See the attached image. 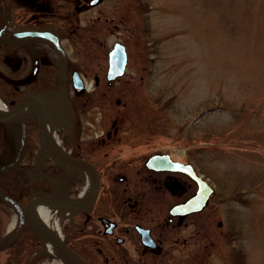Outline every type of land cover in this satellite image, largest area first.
<instances>
[{"label":"rangeland","instance_id":"1","mask_svg":"<svg viewBox=\"0 0 264 264\" xmlns=\"http://www.w3.org/2000/svg\"><path fill=\"white\" fill-rule=\"evenodd\" d=\"M144 1L150 6L147 55L152 59V85L150 90L124 86V125L144 130L133 141L148 139L145 148L169 149L193 160L216 189L206 210L187 218L186 225L171 228L161 255L151 264H234V249L242 251L243 264H264V0ZM133 3L107 0L105 12L133 9ZM113 20L117 22L116 16ZM120 24L126 28H111L112 38L107 32L100 35L109 42L136 34L128 42L131 62L126 77L137 79L146 57L145 24L137 15ZM79 52L87 59L90 75L99 70V54ZM0 100L11 107L10 101ZM1 141L0 162L9 161L5 134ZM87 183H78L70 196L77 197ZM30 195L26 188L18 202L24 204ZM163 199L145 200L143 209L162 210ZM54 220L52 227L65 239L64 224L70 217L58 212ZM16 225L15 210L0 201V238ZM18 237L0 249V264H62L48 252L49 256L37 255L42 242L37 243L27 227ZM84 240L75 251L86 264H119Z\"/></svg>","mask_w":264,"mask_h":264},{"label":"flooded vegetation","instance_id":"2","mask_svg":"<svg viewBox=\"0 0 264 264\" xmlns=\"http://www.w3.org/2000/svg\"><path fill=\"white\" fill-rule=\"evenodd\" d=\"M106 1L0 0V97L10 101L11 107L20 101L19 111L31 98L38 102L36 115H26L1 126L4 133L8 134L9 128L14 135L5 144L8 148L16 149L23 139L25 143L22 160L4 175L6 184L17 193L14 194L17 200L26 188L31 192L29 197L50 192L57 198L62 194L71 197L73 190L79 189L77 184L87 181L83 173L87 168L91 175L97 176L95 196L91 202L82 203L75 217L70 216L64 224L65 242L75 251L83 243L80 240H90L92 250L95 247L96 253L114 257L119 264H151L161 255L163 241L171 234V228L186 225L187 218L206 210L211 197L200 211L171 213V207L189 197L197 184L188 173L172 168L169 158L190 163L195 172H200L193 160L179 157L172 150L147 149L148 139L133 141L144 130L124 125L126 102L120 99L125 85L151 89L152 59L147 55L150 6L144 0H134L133 9L117 8L118 12L112 14L105 12ZM135 15L145 24L142 30L146 39V57L139 66L142 73L137 79L126 77L131 62L128 42L136 34L109 42L100 35L107 32L108 38H112L111 28H126L120 22L125 24L129 16ZM116 43L124 46L126 60L119 76L108 71L109 51ZM81 49L94 51L103 60L99 70L93 69L91 75ZM53 99L65 106L54 132L62 155L46 153L38 164L39 153L46 149V141L40 140V135L45 134V119ZM146 102L148 111L151 104ZM108 111L113 115L106 114ZM150 156L153 158L149 159ZM14 158L11 152L10 160L5 159L3 165ZM16 169L17 182L11 183L8 177ZM152 197L165 198L162 210L153 213L143 209L142 204ZM10 237L11 234L6 239L11 240ZM104 247L108 251L104 252Z\"/></svg>","mask_w":264,"mask_h":264},{"label":"water","instance_id":"3","mask_svg":"<svg viewBox=\"0 0 264 264\" xmlns=\"http://www.w3.org/2000/svg\"><path fill=\"white\" fill-rule=\"evenodd\" d=\"M39 34L47 36L46 33L40 32ZM125 50L124 46L122 44L116 43L112 50L109 53V72H113V76H118L123 73L124 66H125ZM20 108V101L17 102L15 107L11 109V111L5 115H0V122H8L17 119V113ZM25 151V143L24 139L22 140L21 147L19 150V153L17 155V158L15 161L8 165L7 167L0 168V173L8 171L10 169H13L17 166V164L21 161ZM153 156H150L149 159H152ZM169 162L172 164V168L177 170H182L186 173H188L192 179L197 184L196 190L193 194H191L189 197H187L185 200L173 205L170 209L171 213H186V212H192V211H200L208 202V199L211 194L214 193V188L205 180L203 179L199 174H197L193 169L192 166L189 163H180L176 161H172L169 158ZM92 167V166H90ZM93 168V167H92ZM48 179V178H47ZM95 183L97 186L98 180L97 176L95 179ZM4 195V194H3ZM5 196V195H4ZM18 210L19 212V224L17 227V231L15 232L14 236H16L20 230L22 229V226L24 222L27 223L31 231L40 239H43L44 237L49 238L51 241H53L60 251L67 257V259L71 262V264H85L84 261L80 258V256L74 252L70 247L66 245L64 240L55 233L52 229H50L47 225L44 223L35 220L31 216V210L32 207L36 203H46L53 199H55V194L50 192L45 195L40 196H34L28 199L26 202L24 209H22L14 200L11 198L5 196ZM74 202H80L79 199H74ZM1 242V240H0Z\"/></svg>","mask_w":264,"mask_h":264},{"label":"bare ground","instance_id":"4","mask_svg":"<svg viewBox=\"0 0 264 264\" xmlns=\"http://www.w3.org/2000/svg\"><path fill=\"white\" fill-rule=\"evenodd\" d=\"M29 103L24 105L21 110L18 112L17 117L22 118L26 115H36V109L38 106V102L35 99H30L28 101ZM10 112V109L4 105V103L0 100V115H5ZM65 112V106L64 104L56 99L51 100V108L49 116L45 119L46 126H45V134L40 135V140L46 141V149H42L44 151H41L38 155V164H41V162L44 160L46 153L50 154H58L62 155V150L59 146L58 141L55 139L54 132L56 125L62 120V117ZM80 165L83 168H86L82 163ZM87 169V168H86ZM84 170V174H86L87 178V185L81 189L79 199L82 200V202L89 200V198L94 193V182H93V175L87 170ZM55 187L54 185H52ZM82 208V203L80 202H74L71 200L68 196L62 194L60 197L56 198L55 200L43 203V204H36L32 210H31V216L33 219L38 220L51 229L52 222H55V214L61 213L63 215H68L74 210ZM15 224V218H13V221L11 223L12 226ZM43 243L45 245V249L52 253L55 257H59L62 260V264H71V262L67 259V257L60 251L58 246L51 241L49 238L44 237Z\"/></svg>","mask_w":264,"mask_h":264},{"label":"trees","instance_id":"5","mask_svg":"<svg viewBox=\"0 0 264 264\" xmlns=\"http://www.w3.org/2000/svg\"><path fill=\"white\" fill-rule=\"evenodd\" d=\"M11 175H12V177H11L12 182H15L16 183L17 182V169L14 170L13 172H11ZM2 188L7 192L6 187L4 185H2ZM14 242H15V240L12 241V242L0 244V249L1 248H4V247H8V246L12 245V243H14ZM233 263L234 264H243V253H242L241 250L234 249Z\"/></svg>","mask_w":264,"mask_h":264}]
</instances>
